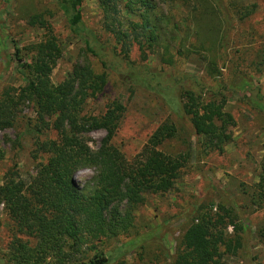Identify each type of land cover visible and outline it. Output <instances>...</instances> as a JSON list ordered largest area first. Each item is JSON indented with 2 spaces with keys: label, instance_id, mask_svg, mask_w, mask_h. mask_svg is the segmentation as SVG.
<instances>
[{
  "label": "trees",
  "instance_id": "16d2710c",
  "mask_svg": "<svg viewBox=\"0 0 264 264\" xmlns=\"http://www.w3.org/2000/svg\"><path fill=\"white\" fill-rule=\"evenodd\" d=\"M94 1L100 18L96 28L85 21V0L40 2L23 18L42 34L13 48L22 85L0 90V134L13 131L18 141L27 137L35 167L23 179L13 160L0 183L6 224L0 264H127L129 256L142 259L161 228H139L138 209L149 197L178 195L176 183L186 172L201 175L202 160L224 154L236 127L228 101L236 97L264 123V93L254 82L264 73V49L248 70L224 74L229 14L223 0H180L192 6L184 20L176 14L177 0ZM4 12L0 0V20ZM252 13L247 10L241 19ZM58 14L82 37L84 47L63 81L54 84L63 50L49 21ZM155 55L159 65L151 62ZM192 56L205 63L206 80L186 73ZM123 87L128 100L144 92L185 120L191 130L187 149L164 151L179 135L167 119L128 159L114 144L127 112L124 103L115 98L92 108L107 91ZM98 132L104 138L92 149L88 136ZM5 156L0 142V162ZM255 166L257 181L240 185L241 199L213 191L217 202L207 201L206 192L196 200L171 264H224V257L258 264L246 250L244 234L247 218L264 210V156ZM85 169L93 177L81 187L75 177ZM257 237L264 244V220Z\"/></svg>",
  "mask_w": 264,
  "mask_h": 264
},
{
  "label": "rangeland",
  "instance_id": "374dc122",
  "mask_svg": "<svg viewBox=\"0 0 264 264\" xmlns=\"http://www.w3.org/2000/svg\"><path fill=\"white\" fill-rule=\"evenodd\" d=\"M40 2L48 4L50 0H3L4 14L0 20V90L4 86H21L20 78L16 75V64L13 60L14 46H25L37 40L42 32L28 28L24 17L28 12L40 7ZM227 14L226 40L224 49L227 51L228 64L224 71L226 76L243 73L257 60L264 49V0H223ZM210 4H208V8ZM179 19H186L192 6H185L180 0L174 5ZM253 12L245 19L241 14L246 11ZM83 14L87 25L91 28L99 27L100 18L94 0H85ZM53 27L63 50L62 59L53 71L52 82L58 84L70 72L84 43L81 36L72 33L62 14L56 15L49 21ZM207 23V21H206ZM221 50V55H222ZM136 57L137 54L134 53ZM159 56L151 58L153 64L159 65ZM205 63L197 56L189 58L185 71L196 78L205 79ZM206 80V79H205ZM204 80V81H205ZM254 82L264 93V73L256 75ZM120 99L126 106L127 112L122 127L117 134L114 144L128 158L135 156L143 147L148 137L164 120L170 119L178 128V138L170 141L164 151L176 154L185 151L191 130L185 120L176 118L169 113L163 105L153 96L140 92L128 100V91L112 88L107 91L105 98L93 104V109H100L109 99ZM227 111L236 121L233 129L234 142L225 148L223 155H214L201 161L206 164L202 174L193 171L186 172L176 183L178 195H168L163 198L149 197L147 202L138 209L137 225L142 230H152L160 227L157 234L159 238L146 247L142 259L134 256L127 258V264H171L170 256L174 254L176 242L184 229L190 223L193 206L197 199L202 198L217 202L215 192H225L235 200L241 199L240 185H251L257 181L255 176L256 166L264 156V123L261 118L248 107L240 104L236 97L227 103ZM27 112V111H26ZM104 133L98 132L88 136V144L96 149ZM186 141V142H185ZM0 142L6 151V156L0 162V183L6 170L13 165V160L18 164L17 169L23 179L34 174L35 164L29 154L27 137L16 139L13 131L0 134ZM75 177L76 183L83 186L84 181H89L92 175ZM209 185L211 189L208 190ZM0 207V253L5 246L4 230L5 218ZM264 220V210L249 216L246 220L244 234L246 250L250 257H256L258 264H264V244L257 237V230ZM231 230L229 229V232ZM224 264H240L238 257H224Z\"/></svg>",
  "mask_w": 264,
  "mask_h": 264
},
{
  "label": "clouds",
  "instance_id": "9594fccd",
  "mask_svg": "<svg viewBox=\"0 0 264 264\" xmlns=\"http://www.w3.org/2000/svg\"><path fill=\"white\" fill-rule=\"evenodd\" d=\"M92 170L91 169H85L82 175L87 176V175H92Z\"/></svg>",
  "mask_w": 264,
  "mask_h": 264
}]
</instances>
